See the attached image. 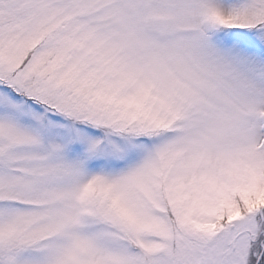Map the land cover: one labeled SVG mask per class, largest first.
Segmentation results:
<instances>
[{"label": "snow or ice", "instance_id": "obj_1", "mask_svg": "<svg viewBox=\"0 0 264 264\" xmlns=\"http://www.w3.org/2000/svg\"><path fill=\"white\" fill-rule=\"evenodd\" d=\"M0 264H264V0H0Z\"/></svg>", "mask_w": 264, "mask_h": 264}]
</instances>
